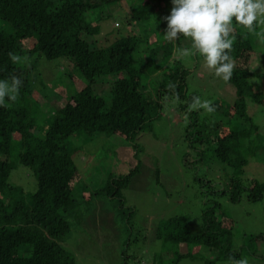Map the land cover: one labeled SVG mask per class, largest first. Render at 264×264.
I'll use <instances>...</instances> for the list:
<instances>
[{
	"label": "trees",
	"instance_id": "16d2710c",
	"mask_svg": "<svg viewBox=\"0 0 264 264\" xmlns=\"http://www.w3.org/2000/svg\"><path fill=\"white\" fill-rule=\"evenodd\" d=\"M121 1L0 0V20L5 23L0 28V80L16 75L23 81L17 101H6L7 106H0V264H76L73 252L65 247L72 222L80 216L77 191L81 175L74 162L78 147H72L69 138L78 132L88 137L97 134L112 139L121 137L135 151L139 148L136 137L159 118L162 100L175 97L169 85H175L174 91L181 101L177 110L187 120L185 139L190 151L195 152L193 160L208 159L205 163L218 162L223 170H229L224 180L216 182L195 178L209 189L211 196L227 195L231 203L239 202L243 191L252 202L264 196V182L242 179L249 159L264 156V146L257 140L258 125L248 114L246 102L249 99L264 105V94L253 89L249 82L253 76L254 33L234 25L236 40L231 56L235 70L227 81L235 89L233 102L226 107L213 102L216 108L213 113L202 114L201 109L188 112V102L196 95L187 92V69L179 59L174 57L173 65H168L174 44L166 41L158 47L155 41L139 36L141 32H152L146 31L143 24L149 23L156 14L153 10L158 12L165 0H142L120 7L119 24L124 22L127 31L117 33L118 37L108 45L97 43L101 22L109 19ZM158 26L155 29L161 28ZM150 43L154 47L148 48ZM146 49L147 54H143ZM9 52L37 54L48 61L61 58L67 62L63 75L74 81L76 72L83 79L84 86L69 95L60 94L64 89L53 91L63 101L49 115L50 121L41 137L32 108L36 102L33 86L39 85L34 82L33 65L12 63ZM36 74L40 75L37 71ZM153 75L158 76L154 87H150L154 95L148 87ZM39 83L42 92L45 84L41 80ZM105 84L108 103L95 92ZM135 157L136 165L128 172L109 174L103 186L86 194V200L90 202L97 196L117 199L119 214L134 213L132 207L126 206L122 190L140 171V161ZM18 165L33 172L34 191L26 192L10 181V174ZM220 213L218 200L210 197L201 208V227L197 230L191 229L186 215L159 220L152 236L161 242L162 250L174 248L169 264H179L185 258L192 260L196 254L190 248L194 246L198 247L204 264L231 262L232 257H247L249 262L255 259L264 264V253H256L248 245L262 235L243 236V242L236 247L233 222L222 220ZM81 220L76 225L84 222ZM130 241L124 244L121 264H128L132 258L126 251ZM178 245L188 250L180 252ZM154 258L159 261V256Z\"/></svg>",
	"mask_w": 264,
	"mask_h": 264
},
{
	"label": "rangeland",
	"instance_id": "374dc122",
	"mask_svg": "<svg viewBox=\"0 0 264 264\" xmlns=\"http://www.w3.org/2000/svg\"><path fill=\"white\" fill-rule=\"evenodd\" d=\"M139 1L142 0H129L128 3L127 0L121 1L117 4L118 7L116 6L112 10L109 19L101 22L99 36H96V38L99 37L97 43L100 46L108 45L109 42L114 41L118 37L117 33L121 35L123 31H127L124 22L119 24L122 20V13L119 12V9ZM171 7V0H165L158 12L153 10L156 14L150 18L151 23L149 21V23L144 22L143 24L146 26V31L151 29L152 32H138L139 36L146 41L147 39L155 41L158 43V47L165 44L166 40L163 34L167 24L161 18L169 15ZM258 18L260 17L258 16ZM4 24V21L0 20V28ZM159 24L161 28L155 29V26ZM118 25L119 27H117ZM252 40L254 54L251 72L253 76L249 77V82L253 89L260 90L264 94V44L259 42L255 34L252 36ZM176 42L173 45L175 47H190L182 35ZM147 45L146 43L145 46ZM141 47L142 44L139 48ZM152 47L154 46L150 43L148 48ZM144 51L147 49L142 52ZM172 53L173 56H171L168 65L172 66V60L179 59L180 64L187 69L188 93H194L200 97L201 101L209 100L212 103L217 101L224 107L233 102L235 99L233 85L209 71L204 66L201 56H180L174 54V49ZM27 54L25 52L20 56H28L30 63L20 64L33 65L34 82L39 84L33 86V99L36 102L32 108L36 127H41V130L38 131L41 137L50 121L49 115L63 101L59 100L60 96L54 92L64 89L65 92L62 90L60 94L69 95L81 89L84 82L76 72L74 81L67 75H63L67 69V62L61 58L48 61L43 56ZM143 54H147V52ZM36 71L40 75L36 74ZM151 79L149 88L154 87L158 76L153 75ZM40 80L45 84V90L42 92H40L43 88L39 83ZM95 92L102 95L107 103L109 102V91L106 84ZM150 94L154 95L152 88H150ZM180 102V99L173 96L165 97L162 100L159 118L152 123L150 128L140 132L136 137L139 148L135 151L134 147L121 137L112 139L105 134L88 137L78 132L69 138L70 145L74 148L78 147V152L74 154V162L81 175V185L77 191L79 193L77 201L80 219L78 217L73 220V228L65 242V247L73 252L76 264H121V252L129 239L131 241L127 244L126 251L132 258L128 259V264H154L159 261L161 264H169L174 248L161 249V242L153 239L152 236L154 226L161 219L174 215H186L191 229H199L201 227V208L210 197L218 200L220 204V218L233 222L232 231L236 247L243 242V236L262 235L248 245L249 249L254 248L256 253H264V196L261 200L252 202L246 198V192L243 191L241 199L237 203L229 202L227 195L211 196L210 191L208 192L209 189L197 179L208 178L214 182L219 179L224 180L225 172L228 173L229 170H223L222 165L218 162L205 163L208 159L202 162L193 160L195 152L190 151L185 139L187 120L177 110V105ZM246 102L248 114L258 125V144L264 146V105L253 103L249 99ZM201 112L202 114L207 113L204 109H201ZM135 155L140 161V171L130 179L129 185L122 190L126 206L132 207L135 210L134 213L119 214L117 199L97 196L90 202L86 200V194L103 186L109 174L125 173L136 165ZM186 155L190 160H187ZM14 156L15 150L10 160L15 161ZM242 179L246 182L253 179L264 182V156L258 159H249L244 167ZM10 181L22 186L26 192H32L36 188L33 172L23 165H18L12 170ZM82 188H84L83 191ZM218 188L220 189V187L216 189L219 190ZM82 216L84 218L81 220ZM78 220L84 222L76 225L75 222ZM177 249L180 252L188 250L182 248L181 245H178ZM190 249L192 253L196 254V257L192 260L185 258L179 264H204L200 258L198 247L194 246ZM202 252L204 253L203 250ZM155 255L159 256V261L155 260ZM217 264H231V262L220 260ZM249 264L261 263L254 259Z\"/></svg>",
	"mask_w": 264,
	"mask_h": 264
},
{
	"label": "clouds",
	"instance_id": "9594fccd",
	"mask_svg": "<svg viewBox=\"0 0 264 264\" xmlns=\"http://www.w3.org/2000/svg\"><path fill=\"white\" fill-rule=\"evenodd\" d=\"M171 4L169 15L161 18L167 24L164 39L175 44L182 35L190 44V47H175L174 54L201 56L204 66L226 82L235 70V61L231 56L236 40L234 25L244 26L264 44V0H171ZM8 56L14 64L30 63L28 56L12 52ZM22 84L23 81L16 75L0 80V106H7L6 101L16 102ZM169 88L178 99L175 85H169ZM199 109L207 113L216 111L211 101L191 97L187 111ZM230 261L231 264H249L247 257H232Z\"/></svg>",
	"mask_w": 264,
	"mask_h": 264
}]
</instances>
